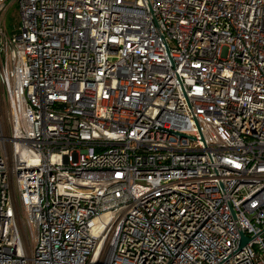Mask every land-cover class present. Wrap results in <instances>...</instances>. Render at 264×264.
I'll return each mask as SVG.
<instances>
[{
	"label": "built area",
	"instance_id": "obj_1",
	"mask_svg": "<svg viewBox=\"0 0 264 264\" xmlns=\"http://www.w3.org/2000/svg\"><path fill=\"white\" fill-rule=\"evenodd\" d=\"M0 264H264V0H0Z\"/></svg>",
	"mask_w": 264,
	"mask_h": 264
},
{
	"label": "rangeland",
	"instance_id": "obj_2",
	"mask_svg": "<svg viewBox=\"0 0 264 264\" xmlns=\"http://www.w3.org/2000/svg\"><path fill=\"white\" fill-rule=\"evenodd\" d=\"M5 26L9 31H16L19 26V18L15 8H11L5 17Z\"/></svg>",
	"mask_w": 264,
	"mask_h": 264
},
{
	"label": "water",
	"instance_id": "obj_3",
	"mask_svg": "<svg viewBox=\"0 0 264 264\" xmlns=\"http://www.w3.org/2000/svg\"><path fill=\"white\" fill-rule=\"evenodd\" d=\"M246 241H247V238H246L243 234H241V242H240L239 248H240L243 244H245Z\"/></svg>",
	"mask_w": 264,
	"mask_h": 264
}]
</instances>
